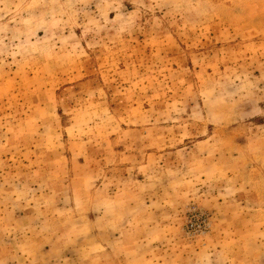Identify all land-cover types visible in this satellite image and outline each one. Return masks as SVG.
I'll return each instance as SVG.
<instances>
[{
  "label": "rangeland",
  "instance_id": "rangeland-1",
  "mask_svg": "<svg viewBox=\"0 0 264 264\" xmlns=\"http://www.w3.org/2000/svg\"><path fill=\"white\" fill-rule=\"evenodd\" d=\"M0 264H264V0H0Z\"/></svg>",
  "mask_w": 264,
  "mask_h": 264
}]
</instances>
